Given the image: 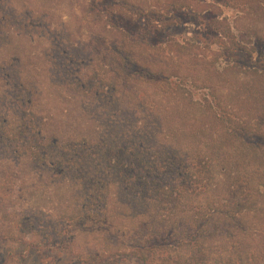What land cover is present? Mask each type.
I'll return each mask as SVG.
<instances>
[{
    "label": "trees",
    "instance_id": "trees-1",
    "mask_svg": "<svg viewBox=\"0 0 264 264\" xmlns=\"http://www.w3.org/2000/svg\"><path fill=\"white\" fill-rule=\"evenodd\" d=\"M49 248L264 264V0H0V264Z\"/></svg>",
    "mask_w": 264,
    "mask_h": 264
},
{
    "label": "rangeland",
    "instance_id": "rangeland-1",
    "mask_svg": "<svg viewBox=\"0 0 264 264\" xmlns=\"http://www.w3.org/2000/svg\"><path fill=\"white\" fill-rule=\"evenodd\" d=\"M182 30H183V28H182ZM172 34L173 35H181V36H178V37H182V38H186V34L183 32V33H181V28H177L176 27V29H175V31L174 32H172ZM24 43H26V45H27V48L29 47V46H31V45H35L36 43H37V41L35 40V39H32V40H26V42L24 41ZM46 91L48 92V90L46 89ZM44 95V94H43ZM45 95H47V94H45ZM56 99V98H55ZM47 99H44V100H42V104H43V106L46 108V109H50V108H52L53 109V112H54V119H55V121H57V122H65V121H67L66 119H65V117L63 116V115H60L59 113L60 112H58L57 113V110L56 109H60L61 110V108H67V107H65L66 105H65V103H63V104H60L61 106H59V105H57V102L55 101V100H53V101H46ZM57 100V99H56ZM79 120H81L80 119V117H78V121H71V122H73V123H75V122H77V123H80V124H82V123H90L91 124V122H89V121H79ZM94 123H97V122H94ZM100 123V122H99ZM37 199V200H36ZM49 200V199H48ZM52 200H55V199H53L52 198ZM48 202H46V198L45 197H43V196H41V194H40V192L37 194V197L35 198V202H33V204L31 205V206H33V208H35V209H38V208H41L42 206H44L45 204L46 205H49V204H47ZM54 203V202H53ZM130 221V220H129ZM126 241H128V240H126ZM135 241V240H134ZM130 242H132L131 240H130ZM15 250H17V247L16 246H12ZM12 249V248H11ZM2 249H0V251H1ZM55 253H57V251L56 250H54L53 248H49V249H42L41 251H40V254L39 255H37L38 257H39V261H40V259H43L44 260V262L43 263H41L40 262V264H49V261L52 263V261H51V259H52V257L54 256V254ZM27 255H28V252H26L23 256H25V259L27 258ZM35 259H37V258H35V257H33L32 258V260L31 261H29L27 264H38V262L35 260ZM115 261L114 262H111L110 264H137L136 262H135V260H133V259H128V260H119V259H114Z\"/></svg>",
    "mask_w": 264,
    "mask_h": 264
}]
</instances>
